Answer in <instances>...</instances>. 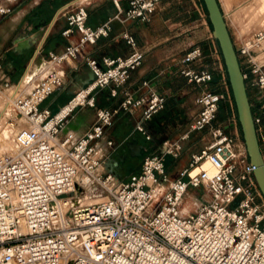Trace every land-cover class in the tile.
<instances>
[{
	"label": "built area",
	"instance_id": "obj_1",
	"mask_svg": "<svg viewBox=\"0 0 264 264\" xmlns=\"http://www.w3.org/2000/svg\"><path fill=\"white\" fill-rule=\"evenodd\" d=\"M110 1L115 13L95 27L87 25V0L68 6L60 36L67 39L76 33V43L48 54L46 72L27 94L12 89L8 109L27 127L15 132L13 150L0 156V264H264V199L238 135L237 119L231 114L223 123L214 122L219 104L230 108L232 104L213 45L209 55L217 66L215 73L208 67L180 71L188 84L202 87L188 132L207 130L209 140L173 179L167 177L165 158L174 161L180 156L187 134L164 140L160 152L145 154L139 171L125 180L102 171L109 151L102 150L99 142L114 116L138 109L134 130L144 135L142 123L163 109L164 98L147 82L141 83L145 94L136 98L125 94L116 108L96 109L94 122L81 136L59 137L76 108L94 107V91L112 86L109 94L115 96L140 66L143 53L129 32L116 36L129 49L125 56L101 57L99 62L83 57L91 81L55 114L40 108L62 85L52 66L81 57L86 45L108 36L112 22H150L160 2L128 0L121 9L117 0ZM10 12L0 4L1 16ZM263 42L264 30L232 42L262 156L264 63L255 52ZM201 59L202 52L195 47L182 62ZM2 62L0 54V92H5L11 86ZM80 92L83 102L71 104ZM67 106L69 110L57 119ZM105 146L109 149L112 142ZM190 192L194 209L183 212V200ZM72 201L77 202L74 207Z\"/></svg>",
	"mask_w": 264,
	"mask_h": 264
},
{
	"label": "crops",
	"instance_id": "obj_2",
	"mask_svg": "<svg viewBox=\"0 0 264 264\" xmlns=\"http://www.w3.org/2000/svg\"><path fill=\"white\" fill-rule=\"evenodd\" d=\"M78 1L81 0H0L3 7L11 9L9 14L0 15V54L3 58V73L10 89L27 94L46 72L48 54H58L67 44L76 43V33L65 39L60 36V32L66 28L64 11ZM117 1L121 9L126 8L128 0ZM161 2L160 0L150 22H112L108 36L98 39L93 45H86L81 57L52 66L61 75L62 85L40 105V108H47L51 114L65 106L75 93L91 81L92 76L83 57L99 62L101 57L125 56L129 49L116 36L123 31L129 32L134 37L137 50L143 53L140 66L130 73L123 86L116 89L115 96L109 94L112 86L94 91V107L83 105L76 108L66 119L59 135H71L73 139L81 136L94 122L96 109L116 108L125 94L134 98L145 94L147 88L142 87L141 83L147 82L164 98V106L150 120L142 123L144 135L134 130V125L140 118V111L136 109L130 114L119 112L114 116L111 126L105 129L99 142L102 150L109 151L102 171L111 174L118 181L137 173L142 157L154 151L160 152L164 140H175L187 134L176 162L177 176L187 166L189 156L209 140L207 130L188 132V126L198 109L194 100L202 87L188 84L180 74L185 67L194 70L203 67L210 69L209 65L201 64L202 59L188 65L182 62L187 52L195 47L200 49L203 44L201 42L182 49L178 39L173 40L175 37L168 32H155L164 27V7ZM84 6L88 15L87 25L90 27L101 24L115 13L110 0H87ZM207 57L211 59L209 54ZM12 94L13 92L10 95ZM145 135L148 136L147 140ZM107 141L112 142L109 149L105 146ZM131 158L136 160L132 161Z\"/></svg>",
	"mask_w": 264,
	"mask_h": 264
},
{
	"label": "rangeland",
	"instance_id": "obj_3",
	"mask_svg": "<svg viewBox=\"0 0 264 264\" xmlns=\"http://www.w3.org/2000/svg\"><path fill=\"white\" fill-rule=\"evenodd\" d=\"M161 1L164 7L162 11V21L164 22V27L159 28L155 32H168L169 35L175 37L173 40L178 39L180 43V48L182 49H187L192 45H196L202 42L203 45H200V49L203 50V58L201 60V64L209 65L215 73V68H217V66L210 65L212 63V58H208L207 55L212 49V45L215 48H217V45L215 44V41L210 37L211 28L207 22L206 14L202 9L199 0ZM217 2L223 15V19L225 21L231 42H238L251 36V34L255 31L264 30V0H217ZM255 56L257 57L256 59L259 62L264 63V45L263 47L261 45L260 49L255 52ZM11 92L12 89L7 90L5 92H0V110L3 109L5 102L8 104L10 103ZM231 104L232 105L230 108L227 103L221 102V106L219 107V109H217V113L214 120L216 124L223 123L231 114H235L232 99ZM2 118H0L3 121L2 122L0 120V135L4 138V140L6 138H9V136L11 138H9V140L6 139L7 141H9L10 144V147L8 148H3L2 143L0 141V156L8 154L11 150H13V135L17 130L27 127L24 120L20 119L19 116L15 115L14 113H10L9 116L3 119ZM8 119H10L11 122H9ZM8 129L9 131H11L5 132V130L8 131ZM236 129L240 139L242 140L238 123H236ZM9 133H12V135H9L7 137V135L5 134ZM4 146L6 145L4 144ZM131 160L135 161L136 158H131ZM177 161L178 159L176 161H172L169 157H166V173L167 177L170 179H173L176 176L175 173L177 172L178 165L176 163ZM182 205V209L184 210V212H186L187 210L194 209L193 192H190V196L186 197L183 200Z\"/></svg>",
	"mask_w": 264,
	"mask_h": 264
},
{
	"label": "water",
	"instance_id": "obj_4",
	"mask_svg": "<svg viewBox=\"0 0 264 264\" xmlns=\"http://www.w3.org/2000/svg\"><path fill=\"white\" fill-rule=\"evenodd\" d=\"M202 3L211 28V38L216 42L222 59L245 152L253 167L252 175L264 199V160L258 147L239 64L217 0H202ZM76 204L77 202L72 201V207Z\"/></svg>",
	"mask_w": 264,
	"mask_h": 264
},
{
	"label": "bare ground",
	"instance_id": "obj_5",
	"mask_svg": "<svg viewBox=\"0 0 264 264\" xmlns=\"http://www.w3.org/2000/svg\"><path fill=\"white\" fill-rule=\"evenodd\" d=\"M263 45H264V42L262 43V47H263ZM11 96H12V95H11ZM83 96H84V92H80L79 95L73 100V102H72L71 104H76V103L81 104V103L83 102V99H82ZM69 108H70V106H67L66 108H64V109H63V110L57 115L56 118L58 119V118L62 117V116H63V115L69 110ZM8 114L10 115V113H9V109H8V103L5 102V105H4L3 109L0 110V118H2V117L5 118V117L9 116ZM3 118H2V119H3ZM0 120H1V119H0ZM1 121H2V120H1ZM1 121H0V123H1ZM2 122H3V121H2ZM2 125H3V124H2ZM11 125H12V124H11ZM11 125H10V126H11ZM0 126H1V124H0ZM8 126H9V125H8ZM1 128H2V127H1ZM12 130H13V129H12ZM10 131H11V130H10ZM10 131H9V129H8V131L5 130V132H10ZM1 132H2V131H1ZM3 132H4V131H3ZM5 132H4V133H5ZM4 133H3V134H4ZM5 135H7V137H8L9 135H12V133H11V134H10V133H9V134H5ZM13 136H14V135H13ZM5 137H6V136H5ZM9 138H11V137L9 136ZM9 138H6V139L9 140ZM6 139H5V140H6ZM5 140H4V138L1 137V135H0V141H1V143H2V147H3V148H4V147H5V148H6V147H7V148L10 147L9 141H7V140L5 141ZM4 144H5L6 146H4ZM11 151H12V150H11ZM11 151H10V152H11ZM10 152H9V153H10ZM87 203H90V202H87ZM182 210H183V209H182ZM183 212H184V210H183Z\"/></svg>",
	"mask_w": 264,
	"mask_h": 264
},
{
	"label": "trees",
	"instance_id": "obj_6",
	"mask_svg": "<svg viewBox=\"0 0 264 264\" xmlns=\"http://www.w3.org/2000/svg\"><path fill=\"white\" fill-rule=\"evenodd\" d=\"M199 2H200V5L202 6V9H203V11L205 12V9H204V6H203V3H202V0H199ZM205 14H206V12H205ZM207 22H208V20H207ZM209 24V23H208ZM210 26V25H209ZM215 44H216V42H215ZM217 49H218V47H217ZM219 51V50H218ZM220 54V53H219ZM221 62H222V59H221ZM223 65V64H222ZM223 69H224V67H223ZM226 75V74H225ZM227 78V77H226ZM216 80V77L214 76L213 77V81H215ZM228 83V82H227ZM230 91V90H229ZM246 95H247V92H246ZM230 96H231V93H230ZM248 96V95H247ZM231 99H232V97H231ZM221 106V103L219 104V106H218V109H219V107ZM234 106V105H233ZM235 110V109H234ZM251 113H252V111H250ZM236 114V113H235ZM262 124L264 125V119H262Z\"/></svg>",
	"mask_w": 264,
	"mask_h": 264
},
{
	"label": "flooded vegetation",
	"instance_id": "obj_7",
	"mask_svg": "<svg viewBox=\"0 0 264 264\" xmlns=\"http://www.w3.org/2000/svg\"><path fill=\"white\" fill-rule=\"evenodd\" d=\"M186 197H189V195H188V196H186ZM186 197H185V198H186Z\"/></svg>",
	"mask_w": 264,
	"mask_h": 264
}]
</instances>
